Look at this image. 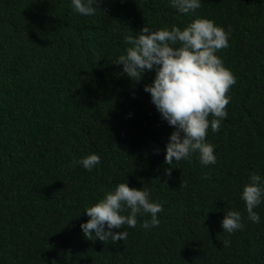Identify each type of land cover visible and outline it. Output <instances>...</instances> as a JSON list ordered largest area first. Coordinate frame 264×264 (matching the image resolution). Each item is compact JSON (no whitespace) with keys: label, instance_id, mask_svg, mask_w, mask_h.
Instances as JSON below:
<instances>
[{"label":"trees","instance_id":"1","mask_svg":"<svg viewBox=\"0 0 264 264\" xmlns=\"http://www.w3.org/2000/svg\"><path fill=\"white\" fill-rule=\"evenodd\" d=\"M196 18L229 33L216 55L236 83L207 132L216 163L197 152L168 165L176 129L144 91L155 68L134 83L115 62L126 35ZM90 154L101 162L88 171ZM250 173L264 190V0H201L188 14L171 0H100L91 16L72 0H0V264H264V191L258 223L241 198ZM124 182L162 206L159 226L143 228L142 213L113 229L125 240L86 238L85 209ZM228 210L242 229L223 231Z\"/></svg>","mask_w":264,"mask_h":264},{"label":"clouds","instance_id":"2","mask_svg":"<svg viewBox=\"0 0 264 264\" xmlns=\"http://www.w3.org/2000/svg\"><path fill=\"white\" fill-rule=\"evenodd\" d=\"M99 3L100 0H72L74 10L84 16L94 15ZM171 6L181 14H188L201 7V0H171ZM228 36L229 33L212 20L196 18L183 30L176 25L171 30H153L145 25L139 33L124 37L125 43L131 46L115 64L123 65V73L134 83L141 81L146 70L155 68V78L144 87V91L150 93L162 118L176 129L166 144L165 163L168 165L197 152L203 165L216 163L214 146L206 142V136L209 126L213 132L220 131L221 120L227 117L226 107L230 100L227 93L236 83L235 76L216 55L218 50L229 46ZM210 115L213 117L211 121L208 119ZM100 162L97 154L87 155L79 161L88 171ZM166 171L171 173L169 169ZM249 180L241 198L251 221L258 223L260 217L254 208L261 203L264 190L260 187V175L250 173ZM129 209V215H121ZM162 210L159 203L150 202L148 190L130 188L127 182L119 183L114 192L107 193L85 209L90 219L81 224V229L88 239L94 232L100 241L111 239L117 242L125 240L128 233L114 232L113 229L124 225L135 228L137 215L142 213L151 214L150 221H143V228L157 227L160 223L157 214ZM243 227L239 212L226 211L222 220L223 231L232 233ZM228 244L229 241L225 240L224 246Z\"/></svg>","mask_w":264,"mask_h":264}]
</instances>
